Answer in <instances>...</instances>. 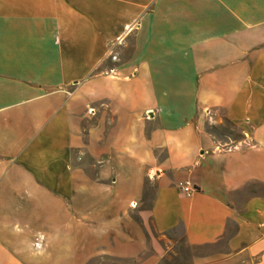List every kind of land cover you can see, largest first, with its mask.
<instances>
[{
	"label": "crops",
	"instance_id": "0c3cea01",
	"mask_svg": "<svg viewBox=\"0 0 264 264\" xmlns=\"http://www.w3.org/2000/svg\"><path fill=\"white\" fill-rule=\"evenodd\" d=\"M147 221L264 264V0H0V264H161Z\"/></svg>",
	"mask_w": 264,
	"mask_h": 264
},
{
	"label": "rangeland",
	"instance_id": "374dc122",
	"mask_svg": "<svg viewBox=\"0 0 264 264\" xmlns=\"http://www.w3.org/2000/svg\"><path fill=\"white\" fill-rule=\"evenodd\" d=\"M209 125V122H207ZM211 125V124H210ZM210 130L211 127L207 126ZM216 131L211 130L216 142L219 143L220 149L228 150L235 146H240L238 149L247 148V145L239 143L241 140V135L233 129L227 130L225 126L215 127ZM152 194V193H151ZM149 195L145 199V203L138 205L136 211L132 212V218L139 224L138 213L142 210L149 208L148 201ZM145 230L147 233V243L148 246L158 249V252H163V258L161 264H191L193 254L191 250L187 249L184 245L183 236L180 230H176L166 236H157L153 233L149 221L146 222Z\"/></svg>",
	"mask_w": 264,
	"mask_h": 264
},
{
	"label": "built area",
	"instance_id": "2783aa9c",
	"mask_svg": "<svg viewBox=\"0 0 264 264\" xmlns=\"http://www.w3.org/2000/svg\"><path fill=\"white\" fill-rule=\"evenodd\" d=\"M119 43V42H117ZM116 45H113L110 49V52L108 54V57L109 59L112 61V62H118V58H117V54L113 51V49L115 48ZM108 76H114L115 75V72L114 70H110L108 73H106ZM240 145L238 146H235L231 149H228L229 150H232V149H238ZM179 188L180 190L182 191V193L187 196V197H190L193 193H194V189L191 187V185L189 183H183V184H179ZM37 246V245H36Z\"/></svg>",
	"mask_w": 264,
	"mask_h": 264
},
{
	"label": "trees",
	"instance_id": "16d2710c",
	"mask_svg": "<svg viewBox=\"0 0 264 264\" xmlns=\"http://www.w3.org/2000/svg\"><path fill=\"white\" fill-rule=\"evenodd\" d=\"M224 126H225V128H227V130H230V129H231L230 126H229L228 124H225ZM211 130L215 132V131H216V128H215V127H214V128L211 127L209 131L211 132ZM145 187H146V189L148 188V187H147V184H146ZM145 197H146V196H145Z\"/></svg>",
	"mask_w": 264,
	"mask_h": 264
}]
</instances>
